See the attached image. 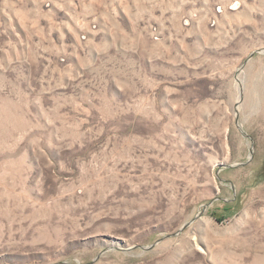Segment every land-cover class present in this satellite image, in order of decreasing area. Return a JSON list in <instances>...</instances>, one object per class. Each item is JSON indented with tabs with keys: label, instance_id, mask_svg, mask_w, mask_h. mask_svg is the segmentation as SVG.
Segmentation results:
<instances>
[{
	"label": "rangeland",
	"instance_id": "374dc122",
	"mask_svg": "<svg viewBox=\"0 0 264 264\" xmlns=\"http://www.w3.org/2000/svg\"><path fill=\"white\" fill-rule=\"evenodd\" d=\"M0 264H264V0H0Z\"/></svg>",
	"mask_w": 264,
	"mask_h": 264
}]
</instances>
